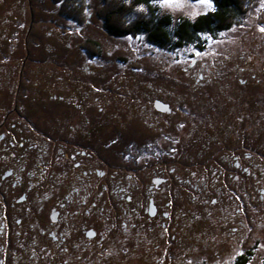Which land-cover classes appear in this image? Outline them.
Wrapping results in <instances>:
<instances>
[{"label":"rangeland","instance_id":"rangeland-1","mask_svg":"<svg viewBox=\"0 0 264 264\" xmlns=\"http://www.w3.org/2000/svg\"><path fill=\"white\" fill-rule=\"evenodd\" d=\"M86 2V21L77 24L59 12V4L52 0H0V103L9 102L13 97L14 85L19 82L18 67L24 68L23 72L33 68L43 70L46 74H50V70L60 73L66 71L73 73L75 80L79 77L78 73L87 72L91 74V88L99 91L97 94L102 99L100 104L105 108L108 122H112L110 127L114 129L118 140L115 147L102 145L100 158L110 165L112 173L109 177L114 179H99L100 182L106 181L107 189L101 187L96 194L95 213L90 219L94 221L96 238L92 240V254L82 259L89 264H189V261L192 264H229L241 248L239 255L242 253L245 257V250L250 243L241 240H249L245 239L250 235L247 228L251 230L252 236L264 234V228H252L253 217H247V214L255 213L252 209L255 205L244 203V197L237 198L240 194L248 197L244 189L251 193L250 187L240 185L246 175H237L236 180L230 178L231 170L223 172V209L214 211L212 219L204 211V206L206 204L209 207L207 210L212 213L213 207H221L219 202L215 200L216 203H213L210 198L200 201L209 193L214 199L217 197V181L222 173L212 164L211 167H205V179L197 177L200 187L195 186V200H180L174 194V205L170 209V214L174 215L170 224L178 227L173 236L164 237L167 241L172 240V244L169 242L166 248L161 247L165 239L160 234L163 233L160 222L154 220L157 227L152 222V225L146 223L149 208L141 207L148 204L142 195L146 180L141 176L146 172L154 176L161 173L162 169L166 170L165 164L173 159L168 152V144L176 145L175 151L184 158L177 165L180 170L178 173L181 174H174V177L177 175L175 179H182L178 182V192L191 186L187 183L193 171L198 173L199 166H206L200 159L192 160V155L188 153L206 152V148H213L214 156L224 148L225 161L235 154L243 164L250 168L258 166L264 171V33L259 31L260 25H264V0H260L255 10L250 11L230 30L224 29L214 34L201 32L191 42L178 46L173 44L176 39H173L172 34L171 45L166 47L148 42L142 32L121 37L108 34L95 13L100 0ZM211 3L212 7L200 4L199 0H174L170 6H161L160 0L151 4L158 13L171 14L175 23L179 18L190 20L211 11L215 8ZM31 5L34 9L38 7L39 12ZM141 9L143 7L140 5L134 6L136 13ZM87 38L96 41L100 47L98 54L90 59L80 46ZM197 52L200 55H196ZM25 77L23 75L22 78ZM31 78L23 79L22 82L29 93L24 105L25 114L36 110L35 124L39 127L36 130L43 132L42 118L54 114L55 109L48 106L50 103L55 105L58 100V95L52 99L46 96L52 95L53 91L63 94L65 98L69 94L63 87L52 90V81L35 82L36 86L32 87L35 79ZM155 95L165 99L171 108L170 113L156 115L151 107L147 108L146 103ZM63 102L68 101L66 99ZM89 104L94 102L91 100ZM122 112L124 117L117 119ZM128 114H132L133 118L128 117ZM146 121H152L148 122L151 126L162 124L161 130L149 129ZM139 131L141 134L136 135ZM162 131H166L168 137L163 143L157 142L159 150L154 146L144 149V142L149 140L147 135L159 138ZM224 131L227 134L226 141L219 140L218 137ZM131 143L136 146L133 150ZM141 148L149 158L142 159ZM242 155L248 159L239 158ZM224 164L227 165L226 162ZM252 177L251 181H247L253 185ZM167 180L164 181L170 182ZM255 184L258 189V182ZM165 185L170 188L167 183ZM190 203L194 206L190 207ZM243 206L247 208H244V213L241 211ZM134 210L137 211L135 216L132 213ZM127 211L128 217L125 218ZM244 215L247 219L241 222ZM107 223H115L118 228L124 227L126 231L143 235H146L147 225H150L153 227L152 236L149 237L151 241L147 236L138 237V234L124 240L117 239L118 234L115 233L107 236L109 232L106 228L104 230ZM188 223L189 229L180 233L179 224L184 227ZM242 231L241 238H238ZM113 232L114 229L110 233ZM110 249L112 253L107 252ZM261 249L254 250L248 264H262ZM113 252L118 254L114 255ZM129 252L133 255L127 256ZM23 256L24 264H74V258L70 259L71 256L64 253L29 251L24 252ZM238 264H244V261Z\"/></svg>","mask_w":264,"mask_h":264},{"label":"flooded vegetation","instance_id":"flooded-vegetation-1","mask_svg":"<svg viewBox=\"0 0 264 264\" xmlns=\"http://www.w3.org/2000/svg\"><path fill=\"white\" fill-rule=\"evenodd\" d=\"M48 72L50 74L40 75L44 77L43 81L47 83L52 81V90L66 86L65 90L69 96L65 98L63 94L54 91L52 95L46 96L52 99L58 95V101L55 102V105L50 103L48 106L55 109L54 114L42 118L44 122L43 132L36 130L39 128L35 124L37 111L34 110L30 114H25L24 105H26V96H29V93L22 84L23 78L15 83L13 97L9 102L0 103V264H24L23 253L29 251L32 253L43 252L44 254L64 253L71 256L70 259L74 258V264H89L82 258L92 254V244H94L92 240L96 238V232L95 228L93 229L94 221L91 222L90 219L95 213L96 194L101 187L107 189L106 181L100 182L99 179L108 180L112 173L107 161L102 157L100 158L102 145L115 147L118 140L115 138L114 129L110 127L112 122H108L105 108L98 104V95H93L95 104H89L90 97H92L90 93L91 74L79 73L80 76L75 80L73 79L75 75L70 72H67L65 76ZM18 74L23 75L22 71ZM39 74L25 73L24 79L32 80L31 77L39 76ZM33 81L32 87H35L36 81ZM70 84L74 86L70 87ZM66 99L68 102H63ZM147 107H151L156 115L168 114L171 111L168 103L159 95L153 96ZM124 115V113L119 115L117 119L123 118ZM130 116L133 118L132 114H128V117ZM148 122L152 121L145 122L149 129L161 130L162 124L151 126ZM140 134L141 131L136 135ZM224 135L226 141L227 134L224 132ZM166 136L168 137L166 131H162L159 138H151L147 135L146 138L149 140L144 142V149L154 146L158 151L157 142L163 143ZM134 145L135 143H131L132 150L136 147ZM168 145V152L173 159L169 160V164L164 163L166 170L162 171V169L161 173L154 176H149L147 172L141 176H144L143 179L146 180L142 195L148 200V204L141 207L143 209L144 207L149 208L146 218L142 217L146 219V223L151 224L152 222L154 227L158 226L154 220L160 222L161 228H163V233L160 234L163 235L161 236L163 239L167 235L173 236L176 229V225L170 224L174 215V213L170 214L171 206L174 205L173 195H178L180 200H195V192H197L195 186H199L196 181L197 177L205 179L207 177L205 167H211L212 164L205 157L198 155V152L188 153L189 156L192 155V160L200 159V162L205 163L206 166H199L200 172L194 173L193 171L192 175L187 172L190 177L187 184L191 186L185 190L182 188L183 192L181 190L178 192V182L182 179H175L178 174H181V172L178 173L180 170L177 165H180V160L184 158H181L180 153L175 151L176 145ZM171 147L174 148L171 150ZM144 149H140V155H142V159H147L149 155L144 154L146 152ZM218 152L215 156L213 154L214 157H211L222 158L225 161L224 148ZM224 161L216 162L224 165ZM234 163L232 173L235 174L236 179H238L237 175L244 174L247 169V172L252 174L254 168L243 164L242 160H235ZM213 166L221 171L223 177L224 168ZM241 167L246 169H240ZM174 174L177 175L174 177ZM165 179L170 180V182L164 181ZM165 183L170 186L169 189ZM222 184L223 180L215 199L210 196V193L205 199L200 198V201L209 198L213 201L217 200L221 206L220 208L219 206L213 207L212 213L207 210L209 207L206 204L204 206L206 210L201 207L210 219L214 216V211L220 212V209L221 211L223 209ZM258 189L256 188L257 192L260 193L259 199L264 198V187ZM244 190L248 197L240 194L237 198L242 199L244 197L243 202L253 206L250 199L253 197V190L251 193H249L250 190ZM208 202L211 203L212 201ZM243 202L241 201V203ZM159 203L161 208L158 209ZM191 206L194 205L190 203ZM244 208L247 209L243 206L241 208L243 213ZM252 209L255 213L247 214V217H253L252 228L256 226L261 230L264 228V209L257 211L255 206ZM134 211H132L133 216L137 215V211ZM125 214V218H127L128 211ZM245 215L241 217V222L247 219ZM122 223L125 224V221ZM105 226L104 230L106 228L109 232L108 234L106 231L107 236L115 233L118 234L117 239L119 240H124L128 236L135 237L137 234L141 238L147 236L148 240L152 236L153 227L151 228L150 225H147L146 235L135 234L130 230L126 231L124 227L118 228L115 223H107ZM189 227L190 224L181 226L178 231L180 233L183 230L187 231ZM112 229L114 232L110 233ZM247 231L250 235L246 236L245 239L249 238V240H241L243 243H250L245 250V257L241 255L242 253L239 255L243 249L241 248L232 257L229 264H238L240 261L248 264L250 257L255 253L254 250L264 249V234L252 236L249 228ZM242 234L243 231L239 233L238 238H241ZM164 241L165 244H161L162 248H166L169 242L172 244V240L167 241L165 239ZM121 246L123 248L122 241ZM263 249H261L263 253L260 256L262 264H264ZM107 252L112 253V249L107 250ZM114 252V255L118 254ZM130 255L133 254L129 252L127 256Z\"/></svg>","mask_w":264,"mask_h":264},{"label":"trees","instance_id":"trees-1","mask_svg":"<svg viewBox=\"0 0 264 264\" xmlns=\"http://www.w3.org/2000/svg\"><path fill=\"white\" fill-rule=\"evenodd\" d=\"M52 1L55 2V4L56 3L59 4L58 7L59 12L66 15V17H69L70 19L74 20L75 22H77V24H84V22L86 21V17L88 15L86 11L87 8L86 0H52ZM153 1H157V0H100V3L95 8V13H96V17L101 20L103 29L108 34L114 37H121V36L134 34L135 32L136 33L142 32L146 36L148 42L158 45V47H166V45L169 44L171 45L170 41L172 40V34L174 35L173 39H176L173 44L178 46L184 42H191L192 39L195 38L196 34H199L201 32L206 34H214L224 29L230 30L233 25H236L237 22H239L242 18H244L250 11L255 10V8L258 6L260 2V0H211L215 6V8H213L211 11L204 12L198 15L196 18L194 17L193 19L190 20L185 18H179L174 23L171 14L158 13L155 6L151 4ZM135 5L142 6L143 10H140L139 12L136 13L134 10ZM37 9L34 10L39 12V10ZM172 27L174 28L171 32L170 29ZM80 46L82 48V51L87 55L89 59L97 55L100 50L98 43L88 38L83 40ZM22 70H24V68L18 67L17 72H20ZM30 72L31 74L40 73L39 76H35V77L33 76V78L36 80L37 83L39 81L42 82L44 80V77L40 75H45L46 73L40 69L30 68L29 71L27 72L22 71V74L23 75H25V73L29 74ZM50 72L54 73L55 71L50 70ZM55 73L59 75L63 74V76H65L66 71H63L62 73L56 71ZM82 73L85 74V72ZM23 75L18 74V79L20 80V78H22ZM73 86H74L73 84H70V87ZM62 87L65 90L66 86H62ZM97 92H99L98 89L96 90L91 88L90 93L92 94V97L90 98L91 100L93 98L94 104H95V99L93 95L94 96L98 95ZM99 97L100 96L98 95V98ZM100 101H102L101 98L98 99V104H100ZM148 104L149 103L147 102L146 105ZM119 110L121 111V109ZM123 113L124 112H122L121 114ZM223 133L221 134L220 137H218L219 140L225 138V135ZM206 147H208V144ZM212 149L209 150L208 148H206V152H203L204 150H201V152L203 153L198 152L197 154L205 157V159L209 160L212 163V165H216L221 168H224V172L231 170V173H229L230 178H235L234 176L235 174L232 173V170L235 166L234 161L235 160L238 161L237 156L233 154L230 160L225 161L227 165L224 164L223 166L222 164L216 162V161H224L222 160V158L211 157L213 156ZM245 157L246 155L245 156L242 155V157L239 158H245ZM262 161H264V159ZM256 167L252 169V174H249L247 172L248 169L245 170L244 175L246 176L244 178L246 179L240 185L244 184L246 188L250 187L253 190L252 193L253 197H251L250 199L252 200V203L255 206L259 205V207L257 208L259 211H262L264 209V198L259 199L260 193L257 192L255 188L256 186L255 183L258 182V188L264 187V171L263 170L261 171V169L258 168L260 170L259 172V170ZM240 169H246V168L241 167ZM254 176L256 177L254 178ZM251 177H252L253 185L251 184V182H248L251 181L250 179ZM225 178H229V176L228 177L226 176ZM222 180L223 177L221 175L219 177V181H217V186H218L217 191H219V186L221 185ZM99 195L101 196V194ZM181 213L182 211L180 212V214ZM180 214L179 217H181ZM187 225H189V223ZM181 226L182 225L179 224V228H181ZM184 243H189V242H184Z\"/></svg>","mask_w":264,"mask_h":264},{"label":"snow or ice","instance_id":"snow-or-ice-1","mask_svg":"<svg viewBox=\"0 0 264 264\" xmlns=\"http://www.w3.org/2000/svg\"><path fill=\"white\" fill-rule=\"evenodd\" d=\"M173 2H174V0H160L161 6H170ZM199 3L206 6V7H212L211 0H199ZM141 10H143V9H141ZM259 31L261 33H264V25H260ZM131 38L132 37H129V39H131ZM196 55H200V53L197 52ZM181 127H183V125H181ZM213 203H216V201H213ZM189 264H192V262L189 261Z\"/></svg>","mask_w":264,"mask_h":264}]
</instances>
